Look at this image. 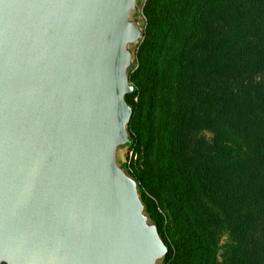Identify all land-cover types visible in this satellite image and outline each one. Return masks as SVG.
I'll use <instances>...</instances> for the list:
<instances>
[{
    "label": "water",
    "instance_id": "1",
    "mask_svg": "<svg viewBox=\"0 0 264 264\" xmlns=\"http://www.w3.org/2000/svg\"><path fill=\"white\" fill-rule=\"evenodd\" d=\"M144 1L0 0V264L163 263L120 159Z\"/></svg>",
    "mask_w": 264,
    "mask_h": 264
},
{
    "label": "trees",
    "instance_id": "2",
    "mask_svg": "<svg viewBox=\"0 0 264 264\" xmlns=\"http://www.w3.org/2000/svg\"><path fill=\"white\" fill-rule=\"evenodd\" d=\"M142 14L143 38L129 76L135 89L126 94L133 107L130 145L142 167L129 170L168 247L163 262L177 256L196 264H264V0H145ZM157 82L169 94L165 168L193 231L176 249L164 234L154 190L147 191L151 141L131 132L130 96ZM200 128L213 136L199 135ZM198 198L211 204L206 224L197 218ZM222 219L230 241L219 259L203 237Z\"/></svg>",
    "mask_w": 264,
    "mask_h": 264
},
{
    "label": "rangeland",
    "instance_id": "3",
    "mask_svg": "<svg viewBox=\"0 0 264 264\" xmlns=\"http://www.w3.org/2000/svg\"><path fill=\"white\" fill-rule=\"evenodd\" d=\"M141 2L139 1V5ZM133 14L142 17L141 10ZM135 47V44L133 45ZM141 81L144 84H149L146 76L142 74ZM165 86L160 82L155 83L153 88L147 89L143 94H133L130 96L135 102L134 123L131 126V132L136 134L139 132L143 139H150L151 148L148 154L150 173L148 178L151 179L147 191L152 193L156 202L159 217L162 219L163 231L167 240L173 245L174 249L178 247L175 243L180 245V239L184 238V233L189 234L186 239H189L193 233L191 227L192 223L189 222V217L185 214L184 210L179 208V204L175 198L173 183L167 174L165 168V155H164V134H163V121L165 115V106L163 105L167 96ZM199 135H205L207 138L213 136V131L209 128H200L197 130ZM133 138V137H132ZM136 158L131 145H128L120 150V159L125 163L128 169L134 170L135 168L142 167L141 159ZM133 162V165L130 163ZM198 208L200 211L199 217L203 224L208 223L206 218L208 216V209L211 205L207 200L201 198L197 199ZM195 220L194 217L191 218ZM220 225H213L205 230L204 240L211 244L214 253L219 259L225 248V243L230 241L227 229L221 225L223 219L218 222ZM196 229L200 230L198 223L194 222ZM176 254L179 253L175 250ZM161 264H165L164 262ZM173 264H196V259L192 262L181 261L179 257H175Z\"/></svg>",
    "mask_w": 264,
    "mask_h": 264
}]
</instances>
